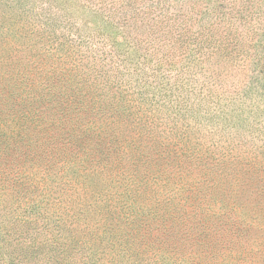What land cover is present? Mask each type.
Segmentation results:
<instances>
[{"label":"trees","instance_id":"16d2710c","mask_svg":"<svg viewBox=\"0 0 264 264\" xmlns=\"http://www.w3.org/2000/svg\"><path fill=\"white\" fill-rule=\"evenodd\" d=\"M13 42L30 50L0 51V264H195L184 252L220 243L241 256L244 206L213 196V165L104 56Z\"/></svg>","mask_w":264,"mask_h":264},{"label":"rangeland","instance_id":"374dc122","mask_svg":"<svg viewBox=\"0 0 264 264\" xmlns=\"http://www.w3.org/2000/svg\"><path fill=\"white\" fill-rule=\"evenodd\" d=\"M0 38L22 61L30 46L14 39L82 63L104 56L103 70L213 165V196L235 198L255 224L241 256L220 243L185 261L264 264V0H0Z\"/></svg>","mask_w":264,"mask_h":264}]
</instances>
